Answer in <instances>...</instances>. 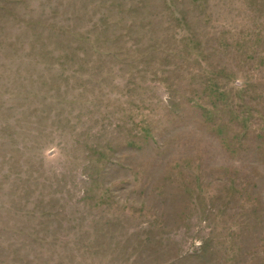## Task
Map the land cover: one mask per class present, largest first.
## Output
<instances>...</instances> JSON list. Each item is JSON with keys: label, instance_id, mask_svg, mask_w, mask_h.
I'll use <instances>...</instances> for the list:
<instances>
[{"label": "rangeland", "instance_id": "374dc122", "mask_svg": "<svg viewBox=\"0 0 264 264\" xmlns=\"http://www.w3.org/2000/svg\"><path fill=\"white\" fill-rule=\"evenodd\" d=\"M0 264H264V0H0Z\"/></svg>", "mask_w": 264, "mask_h": 264}]
</instances>
